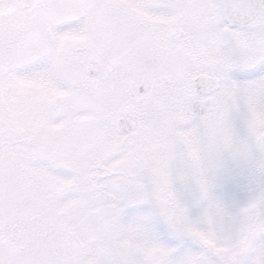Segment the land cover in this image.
<instances>
[{
    "label": "snow or ice",
    "instance_id": "snow-or-ice-1",
    "mask_svg": "<svg viewBox=\"0 0 264 264\" xmlns=\"http://www.w3.org/2000/svg\"><path fill=\"white\" fill-rule=\"evenodd\" d=\"M0 264H264V0H0Z\"/></svg>",
    "mask_w": 264,
    "mask_h": 264
}]
</instances>
